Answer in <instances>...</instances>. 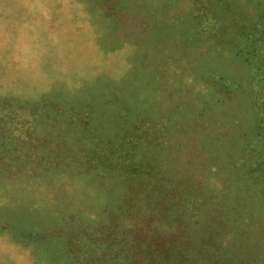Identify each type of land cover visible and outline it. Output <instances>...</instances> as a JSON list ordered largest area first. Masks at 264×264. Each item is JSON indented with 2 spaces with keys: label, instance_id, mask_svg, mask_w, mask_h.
Returning a JSON list of instances; mask_svg holds the SVG:
<instances>
[{
  "label": "rangeland",
  "instance_id": "obj_1",
  "mask_svg": "<svg viewBox=\"0 0 264 264\" xmlns=\"http://www.w3.org/2000/svg\"><path fill=\"white\" fill-rule=\"evenodd\" d=\"M263 118L264 0H0V264H264Z\"/></svg>",
  "mask_w": 264,
  "mask_h": 264
},
{
  "label": "trees",
  "instance_id": "obj_2",
  "mask_svg": "<svg viewBox=\"0 0 264 264\" xmlns=\"http://www.w3.org/2000/svg\"><path fill=\"white\" fill-rule=\"evenodd\" d=\"M106 1H108V0H106ZM101 2H105V0H101ZM51 19H52V16H51ZM245 38H250L251 39V36L250 37H245ZM251 44H253V46L251 45L253 53L257 52L258 47H259V42L258 41H255V42L251 41ZM56 58H57V56L53 57L54 61L52 60V58H50L51 61H53V62L52 63H48L49 67L53 68L55 70V72H58V73L67 72L69 70L70 66L63 67V68H56L57 67V64L55 62ZM58 60H59V63L61 64V60H63V59L61 57V58H58ZM63 61H65V60H63ZM66 61L68 63L67 62H65V63L70 65L74 60L67 58ZM53 64H55V66H53ZM48 82L51 84V89H53V87H52L53 84H55V86L58 88V85H57V83H56V81H55V79L53 77H50ZM53 90H50V91L46 90V91L53 92ZM113 102H114V99L110 100V99L106 98V96L105 97L93 96V97H90V98H86L83 101H74V102L73 101H62V104H64V105H75L74 109L77 108V111L80 113V111H82L83 109L88 110V107H91L90 109H93V112H96L97 111L96 106L99 107V108H103V105L106 107L107 105L112 104ZM22 104L25 105V107L27 109V112L29 111L27 106H36V104L26 105L25 102H22ZM79 105H81V106H79ZM127 108H128V103L126 104V106L124 105V106H122L120 108V110L123 109L121 111V113H122L121 116H127L126 115V113L128 112L126 110ZM19 109H20V111L23 112L22 107H19ZM27 112H24V113L27 114ZM27 115H29V114H27ZM35 116H39V115H35ZM40 116H44V115L42 114ZM262 123H264V118L259 122V125H262ZM262 132L264 134V128H262V131H260L258 133L259 134L258 135V139L259 140L264 138V135L263 136L260 135V133L262 134ZM251 154H252L253 158H255V160L257 161L256 163H260L262 165V162H264V150H259V151H255L254 150V151H251ZM18 160H21L22 163H20V164L24 165L26 163V160H27V156L25 155V153ZM10 166H12V165H10ZM262 166L264 168V165H262ZM12 167H14V166H12ZM21 169H22V167H18V168L14 167V169L10 171L11 176H12L11 177V181L13 180L15 182H20L21 184L24 183L23 181H21V178H20ZM51 175H53V174L51 173ZM13 181H12V183H14ZM162 196H163V198H167L166 195H162ZM59 236L60 235L51 237L50 242L52 243V245H54L57 237L60 238ZM89 237H90L89 239H91V238L93 239L94 238L93 241L91 242V248H94L95 246H97V248H98L99 247L98 238L93 237L92 235H90ZM94 240H96V241H94ZM66 246L68 247V251L71 252L73 260L77 261L78 264H90L91 263L92 260H90V259H85V263H83V262H81L80 258H78L79 255L81 254L80 252L85 250V246H82V244L79 245L78 243L72 241V239L67 240ZM106 246L107 247L105 249L107 250V252L105 254H103L104 261L105 262L108 261V262H110V264H121L123 262L122 257H123V254L125 252V247L120 248V250L118 251V250H116L117 246H118L117 243L114 244V245H106ZM54 247H56V246H52L51 248L53 249ZM147 253H149V252H142V254H141L142 257H144ZM256 255H257V253H256ZM255 262L256 263L258 262V258H257V260Z\"/></svg>",
  "mask_w": 264,
  "mask_h": 264
}]
</instances>
